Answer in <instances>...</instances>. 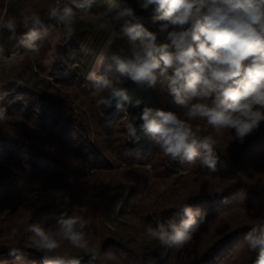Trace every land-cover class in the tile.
<instances>
[{
	"label": "trees",
	"instance_id": "trees-1",
	"mask_svg": "<svg viewBox=\"0 0 264 264\" xmlns=\"http://www.w3.org/2000/svg\"><path fill=\"white\" fill-rule=\"evenodd\" d=\"M63 2L68 0H0V17L18 24L14 39L0 30V47L5 55L25 56L16 74L22 85L10 90L17 95L0 94L5 115L0 122V264H43L44 253L36 249L29 226H52L62 213L88 221L85 231L90 247L97 248L95 259L66 241L56 251L77 252L81 264H253L256 253L244 237L264 223V123L240 143L234 130L217 133L203 120L191 121L216 140L214 171L198 160L172 161L150 137L132 142L124 114L130 110L105 112L97 100L106 93L72 74L75 65L83 64L79 53L63 54L50 79L34 72L35 66L42 68L40 56L55 39L48 8ZM111 2L95 0L89 12L122 35L120 24L105 14ZM127 2L137 15H151L137 0ZM25 7L40 15L44 27L39 30L49 32L35 42L38 53L23 38L28 28L20 24V13ZM76 24L73 34L83 28ZM146 26L151 31L159 27L150 21ZM160 42L163 35H158ZM156 89L161 109L178 112L161 86ZM184 203L206 217L188 244L168 248L147 237L148 226L178 222ZM13 248L19 259L9 254Z\"/></svg>",
	"mask_w": 264,
	"mask_h": 264
},
{
	"label": "clouds",
	"instance_id": "clouds-1",
	"mask_svg": "<svg viewBox=\"0 0 264 264\" xmlns=\"http://www.w3.org/2000/svg\"><path fill=\"white\" fill-rule=\"evenodd\" d=\"M94 3L95 0H68L67 4L49 6L47 15L63 25L70 38L77 11L87 13ZM137 4L143 11L151 9V15H137L127 0H112L108 5L105 14L110 15L112 23L120 24L130 55L121 48L112 52V63L102 65L101 74L95 66L88 73L94 89L106 93L97 104L109 108L115 100L118 109L143 104L141 111L129 116L125 124L132 142L150 137L172 161L198 160L214 171L219 160L216 140L203 134L207 128L194 126L191 121L203 120L217 133L234 130L240 143L264 123V0H137ZM20 15V24L28 28L23 38L38 53L35 42L43 41L48 29L39 30L44 22L33 8H23ZM147 21L158 24L157 31H151ZM17 28L15 18L0 17V30L6 29L12 39ZM158 35H163L164 42L157 43ZM17 55H5L0 47V65L8 67ZM113 65L117 75L110 76ZM127 80L142 90L161 86L179 111L151 107L143 98L133 101L124 86ZM4 119V111L0 110V122ZM135 121L141 123L137 125ZM166 187L161 185V191ZM179 210L183 217L178 222L148 226L147 237L168 248L188 244L206 217L200 208L187 203ZM87 226L84 217L62 213L54 225L32 224L29 231L36 249L44 253L43 264H81L76 257L54 253L66 241L95 259L97 248L90 247ZM244 239L256 253L253 264H264V223L250 228ZM9 254L18 259L21 255L15 248Z\"/></svg>",
	"mask_w": 264,
	"mask_h": 264
},
{
	"label": "rangeland",
	"instance_id": "rangeland-1",
	"mask_svg": "<svg viewBox=\"0 0 264 264\" xmlns=\"http://www.w3.org/2000/svg\"><path fill=\"white\" fill-rule=\"evenodd\" d=\"M53 21L56 25L54 28L55 39L52 41L50 47L49 41H47L49 49H45L46 52L44 51L40 56V65H42V68L38 69L35 66L34 72H39L42 74V77L50 79V75L54 68L61 64L62 57L64 56L63 54L78 55L79 53L83 58V64L75 65L72 68V74L88 84H93V81L87 79V75L93 69V66L97 69V73L101 74L103 72L102 65L112 63L108 57L109 51L112 42L120 35L119 32L105 25L99 15L90 12L77 14L73 27H78L76 22H79L83 24V28L79 29L81 30V32L79 31L80 33L77 32V34H72L70 38L65 34L66 30L64 26L58 24L55 20ZM80 34H82V37L79 36ZM24 58V55L18 53L8 67L0 65V94H4L5 96L17 95L14 94L15 92H12V94L10 90L18 86V84H21L20 80L16 78L18 77L16 74L19 72L21 62ZM43 61L44 64H42ZM33 63L35 64L34 60ZM113 71H115L114 65L112 72ZM112 72L108 74L110 76H115ZM124 114L127 118L131 116V113L127 110L124 111ZM148 169L150 168L148 167ZM55 255L79 257L77 252H57ZM15 264L25 263L18 262Z\"/></svg>",
	"mask_w": 264,
	"mask_h": 264
},
{
	"label": "water",
	"instance_id": "water-1",
	"mask_svg": "<svg viewBox=\"0 0 264 264\" xmlns=\"http://www.w3.org/2000/svg\"><path fill=\"white\" fill-rule=\"evenodd\" d=\"M129 47L130 46L126 42V39L123 38L122 35H118L111 44V48H110L108 57L111 56L112 52L119 51L121 48H124L126 50V54L130 55V52L127 51L129 49ZM124 86L128 89L129 95L131 96L133 101L137 98H143L145 103H147L149 106L154 107V108H161V99H160L159 93H158L156 88L155 89H144V90H142L135 83H133L130 80H127L125 82ZM116 104H117V102L115 100H113L111 107L105 108L103 106L105 112L110 113L112 111L119 110L117 108ZM143 106L144 105L142 104L139 108H136V107H131L129 105H125V107H127L130 110L131 115L138 114L141 111V109L143 108ZM135 123L138 125L139 123H141V121H135ZM144 138L145 137H142V139L140 141H142Z\"/></svg>",
	"mask_w": 264,
	"mask_h": 264
},
{
	"label": "bare ground",
	"instance_id": "bare-ground-1",
	"mask_svg": "<svg viewBox=\"0 0 264 264\" xmlns=\"http://www.w3.org/2000/svg\"><path fill=\"white\" fill-rule=\"evenodd\" d=\"M113 75H117V73L115 71L112 72Z\"/></svg>",
	"mask_w": 264,
	"mask_h": 264
}]
</instances>
